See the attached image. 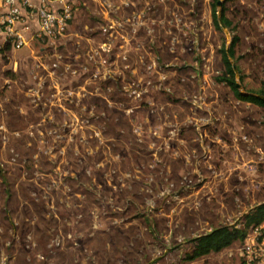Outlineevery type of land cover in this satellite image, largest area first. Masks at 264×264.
<instances>
[{
  "label": "rangeland",
  "instance_id": "1",
  "mask_svg": "<svg viewBox=\"0 0 264 264\" xmlns=\"http://www.w3.org/2000/svg\"><path fill=\"white\" fill-rule=\"evenodd\" d=\"M68 1L64 38L0 53V264H244L253 227L185 254L264 201V108L215 80L235 35L240 89L264 88V0H222L220 30L215 0Z\"/></svg>",
  "mask_w": 264,
  "mask_h": 264
},
{
  "label": "built area",
  "instance_id": "2",
  "mask_svg": "<svg viewBox=\"0 0 264 264\" xmlns=\"http://www.w3.org/2000/svg\"><path fill=\"white\" fill-rule=\"evenodd\" d=\"M75 10L76 7L68 0H0V49L18 50L34 42L49 44L64 38ZM120 25L119 22L109 21L101 27V31L114 30ZM104 45L101 43V51L106 54L112 51L109 47L103 49ZM124 58L121 57L122 60ZM97 63L102 65L105 60L101 58ZM95 75L92 74V77ZM260 228L262 226L252 228L251 235L241 248L244 264H249L251 257L257 259L260 256V253H255L256 247L260 249L255 246Z\"/></svg>",
  "mask_w": 264,
  "mask_h": 264
},
{
  "label": "trees",
  "instance_id": "3",
  "mask_svg": "<svg viewBox=\"0 0 264 264\" xmlns=\"http://www.w3.org/2000/svg\"><path fill=\"white\" fill-rule=\"evenodd\" d=\"M215 1L210 4V16L213 27L220 30V22L224 27L230 26V20L223 14V11L217 15ZM237 37L233 35L229 45L225 48L224 44L218 49L222 71L215 77L218 82H223L232 92L233 96L245 102H250L264 108V101L256 95L264 96V88L255 92L240 93L235 87V77L232 65L229 59H234L233 46ZM2 49H0L1 51ZM264 122V117H263ZM264 221V201L255 205L252 210L242 216L237 223L232 225H222L211 229L210 231L195 236L189 240L191 242L190 250L185 254V259L193 260L204 256L210 252H217L228 247L235 241H242L246 236L247 230L256 227Z\"/></svg>",
  "mask_w": 264,
  "mask_h": 264
},
{
  "label": "water",
  "instance_id": "4",
  "mask_svg": "<svg viewBox=\"0 0 264 264\" xmlns=\"http://www.w3.org/2000/svg\"><path fill=\"white\" fill-rule=\"evenodd\" d=\"M221 1H222V0H216L215 5H216V6H219V5L221 4ZM217 15H218V17H219V14H218V13H217ZM220 27H221V28H224V25H223L221 22H220ZM229 62H230L231 65H232V70H233L234 76H236V74H237L236 66L233 64V62H232L231 59H229ZM235 87H236V89H237L240 93H242V94H247L246 92H244V91H242V90L240 89V84L237 82L236 78H235ZM256 96L259 97L260 99H262V100L264 101V96H262V95H256ZM253 207H254V206L250 207L246 212H244V213L242 214V216H244L247 212H249L250 210H252Z\"/></svg>",
  "mask_w": 264,
  "mask_h": 264
},
{
  "label": "crops",
  "instance_id": "5",
  "mask_svg": "<svg viewBox=\"0 0 264 264\" xmlns=\"http://www.w3.org/2000/svg\"><path fill=\"white\" fill-rule=\"evenodd\" d=\"M22 49H25V48H21L20 50H10L9 48H7V47H5L3 50H1L0 51V53H2V52H5V51H8V52H10V54H12V56L14 57L16 54L17 55H21L22 54V52H24V51H22ZM4 55V54H3ZM0 57H1V54H0ZM13 57H12V60H11V62H12V64L9 66V67H11L12 68V70L13 69H15V67L17 66V65H20V63H21V61H24V60H22V59H25V58H23L22 56H20L19 58H17V61L15 60V59H13ZM18 57V56H17ZM10 62V63H11Z\"/></svg>",
  "mask_w": 264,
  "mask_h": 264
}]
</instances>
